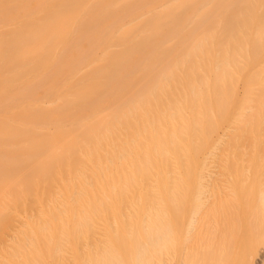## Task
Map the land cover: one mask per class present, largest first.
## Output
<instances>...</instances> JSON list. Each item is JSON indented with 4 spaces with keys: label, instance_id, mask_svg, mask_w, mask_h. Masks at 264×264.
Returning <instances> with one entry per match:
<instances>
[{
    "label": "bare ground",
    "instance_id": "obj_1",
    "mask_svg": "<svg viewBox=\"0 0 264 264\" xmlns=\"http://www.w3.org/2000/svg\"><path fill=\"white\" fill-rule=\"evenodd\" d=\"M1 243L264 264V0H0Z\"/></svg>",
    "mask_w": 264,
    "mask_h": 264
},
{
    "label": "rangeland",
    "instance_id": "obj_2",
    "mask_svg": "<svg viewBox=\"0 0 264 264\" xmlns=\"http://www.w3.org/2000/svg\"><path fill=\"white\" fill-rule=\"evenodd\" d=\"M153 3H155V4H158V2H153ZM242 90H243V84L242 83H239L238 84V87H237V91H238V93L240 94L241 92H242ZM228 127V126H227ZM216 143V142H215ZM216 147V146H215ZM221 158H222V151H221V149H220V146H219V148H218V146L214 149V147H211V148H209L208 150H207V154H206V156H205V159L203 160L205 163H206V166H208V167H213V168H217V167H219V162H221ZM7 243H8V241H9V239H10V237H7ZM7 243L5 244V243H1V247H0V249L2 248V250L0 251L1 253H8V254H10V253H13L14 252V249H11V247L10 246H8L7 245ZM9 244V243H8ZM6 245V246H5ZM5 247H8V248H6L5 249ZM4 248V249H3ZM91 249H93V248H90L89 250H91ZM10 250V251H9ZM67 251V252H66ZM69 251H74V250H65V262H67L66 264H72V260H73V258H74V256H73V254H71V252H69ZM86 250L85 249H80V251H79V253L80 252H82V254H83V252H85ZM72 253H74V252H72ZM71 256V257H70ZM73 257V258H72ZM80 257H82L81 256V254H80ZM80 257H79V260H80ZM69 259V260H68ZM71 259V260H70ZM159 259V258H158ZM85 259L83 258V260H82V262L84 261ZM159 261V260H158ZM159 263V262H158ZM157 263V261H156V264H158ZM55 264H57V263H55ZM160 264H161V262H160Z\"/></svg>",
    "mask_w": 264,
    "mask_h": 264
}]
</instances>
